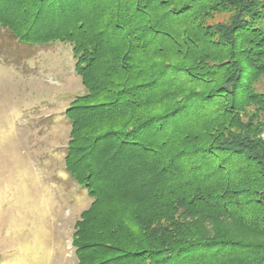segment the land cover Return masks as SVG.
<instances>
[{
  "label": "trees",
  "instance_id": "1",
  "mask_svg": "<svg viewBox=\"0 0 264 264\" xmlns=\"http://www.w3.org/2000/svg\"><path fill=\"white\" fill-rule=\"evenodd\" d=\"M72 45L77 264H264V0H0Z\"/></svg>",
  "mask_w": 264,
  "mask_h": 264
},
{
  "label": "rangeland",
  "instance_id": "2",
  "mask_svg": "<svg viewBox=\"0 0 264 264\" xmlns=\"http://www.w3.org/2000/svg\"><path fill=\"white\" fill-rule=\"evenodd\" d=\"M84 92L71 44L0 25V264H77L74 223L92 198L65 170V109Z\"/></svg>",
  "mask_w": 264,
  "mask_h": 264
}]
</instances>
